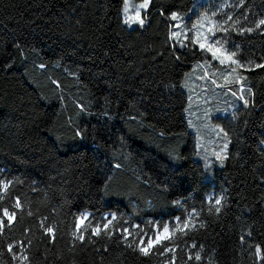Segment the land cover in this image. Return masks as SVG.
Instances as JSON below:
<instances>
[{"label":"trees","instance_id":"trees-1","mask_svg":"<svg viewBox=\"0 0 264 264\" xmlns=\"http://www.w3.org/2000/svg\"><path fill=\"white\" fill-rule=\"evenodd\" d=\"M196 3L150 0L143 25L129 26L124 0H0V181H11L0 186V264H264V0H237L225 24L223 43L249 67L246 84L228 86L234 113L217 118L230 145L211 179L182 83L193 64L218 61L171 38V13ZM210 193L223 197L218 213ZM193 209L187 234L148 256L135 247Z\"/></svg>","mask_w":264,"mask_h":264},{"label":"rangeland","instance_id":"rangeland-1","mask_svg":"<svg viewBox=\"0 0 264 264\" xmlns=\"http://www.w3.org/2000/svg\"><path fill=\"white\" fill-rule=\"evenodd\" d=\"M236 1L237 0H197L196 5L190 10V14L188 13L184 16L179 14V19L175 20V25L171 31V38L173 40L179 38L185 39L183 34L187 33V37L191 40L193 36H198L201 43L213 44L214 48L220 47V45L214 44V41L219 40L223 48L227 49L228 53L233 52V50L231 51L229 48L231 44L226 40H224L226 43L222 41L226 32L222 29L226 28V22L229 20V17L233 15ZM127 3L129 4V10L125 12L124 0L122 9L124 21H126L129 16H135L136 6L144 3V0H127ZM201 3H205V8H202L200 5ZM147 8L140 10L141 18L144 21L146 20L145 11ZM214 13L215 15H213ZM205 15H207L209 19L202 20V17ZM189 17L190 19L187 21ZM127 24L129 26H134L136 23ZM193 25H197V27L193 29ZM233 26L234 22L232 23V27ZM210 28L215 32V36H212L209 32ZM173 32L181 33V35L179 38H174L172 36ZM205 36L209 37L207 41L204 40ZM217 55L220 56V53H217ZM220 59H224V57L220 56L219 59H216L218 64L215 65H211L206 61L193 64L192 68L187 71L182 83L188 95L185 115L189 130L194 134L196 141V158L203 163L204 169L207 172V179H211L214 176L216 167L223 166L225 163V159L221 161L217 158L216 153L226 155L227 157L230 145V137L217 118H224L234 113L235 107L239 103L236 97L230 92L229 88L231 87L237 91L240 84H246L243 83L245 75L242 74L240 70L249 67L247 64L240 62L237 56H235L234 59L239 61V64L230 63L225 59V63H223L224 66H222ZM240 65H243V67ZM243 87L244 86L240 88V91ZM247 98L246 95V100ZM225 145H227L226 148ZM214 197V194L210 193L208 199H217ZM84 214H88V218L91 215L88 211L81 213L77 224L80 228L83 226L80 224V218ZM112 215L116 216L113 212L104 214L106 223L111 219ZM176 220L175 218V221ZM167 226L171 231L170 226ZM162 231L163 228L159 229L156 226L153 237L151 238L155 239L156 235Z\"/></svg>","mask_w":264,"mask_h":264},{"label":"snow or ice","instance_id":"snow-or-ice-1","mask_svg":"<svg viewBox=\"0 0 264 264\" xmlns=\"http://www.w3.org/2000/svg\"><path fill=\"white\" fill-rule=\"evenodd\" d=\"M150 0H144V3L136 6V13L135 16H129L127 18V20L125 21L126 23H139L140 25H143L144 20L141 18L140 15V10L141 9H146L149 5ZM129 10V4L127 3V0H125V7H124V11L128 12ZM215 15V13L213 14ZM171 19L172 20H178L179 19V14L176 12L171 13ZM209 19L207 17V15H205L204 17H202V20H207ZM229 20H231V17H229ZM264 25V19H260L258 24L256 25L257 28H259L260 26ZM197 27V25H193V29H195ZM223 31H227V29H222ZM247 31L251 32L253 31L252 28L247 29ZM209 32L211 33L212 36H215V32L213 31L212 28L209 29ZM181 35V33L178 32H173L172 36L174 38H179V36ZM185 39H187V33L183 34ZM209 39L208 36L204 37V40L207 41ZM192 42L193 43H198L199 47L201 49H206L207 51L212 53V58L213 59H219L220 56H223L224 59H220V63H225V59L228 60L230 63H235V64H239V61L235 60V56L237 55L236 52H231L228 53L227 49L223 48V45L221 44V42L219 40L214 41V44L220 45L219 48H214L213 44H207V43H201L200 39L198 36H193L192 38ZM182 43V42H181ZM217 53H220V56L217 55ZM241 67H243V65H240ZM257 67H264V65H256ZM245 104L248 103L247 100L244 101ZM222 131V130H221ZM226 135V133H225ZM227 147V145H225V148ZM216 156L218 159H220L221 161H223V159L226 158V155H221L220 153H216ZM117 167H119L117 165ZM11 184V181L8 182H3L0 181V186H2L3 191L7 192L9 185ZM3 197H0V199H2ZM222 201H223V197L221 198H217L215 199V202L213 204V208L215 209V211L218 213L221 211V208L219 207L220 205H222ZM179 203V202H177ZM16 207H21L19 200H17L16 202ZM212 209H209V211H211ZM199 215L198 212L195 211V209H193L192 212H190L188 214V217L183 221V224L181 225L180 223V218H177V222L176 224L173 226L172 230H169V227L167 225L163 226V231L158 233L155 237V239L149 238L147 243L144 242L143 239H141L139 241L138 244L135 245V247L138 249V251L143 254L144 256H148L151 255L152 252L160 245H162L164 243V241H171L174 240L176 238V234L177 232L181 233V234H187V231L194 229L197 225L194 223L195 218ZM15 216V213L13 212L12 214H9L7 209H4L3 211V217L7 218L8 224L10 225L13 218ZM88 219V214H84L81 218H80V224L83 225L85 221H87ZM117 219V217L115 215L111 216V219L108 220L107 223H105L103 225V227L97 225L95 228L92 229V233L99 236L101 235L102 232H107L109 226L113 223V221H115ZM5 225V220L3 218H0V227ZM78 227V231L81 232V234L79 236H77V233L74 232L73 235L77 236L78 239L83 240L84 239V235L82 234L83 231H86L87 229H80V226ZM200 227H203V224H200ZM46 232L50 233V234H54V230L52 228H47L45 229ZM125 232H127V229H125ZM129 235H131V233H128ZM126 239V238H125ZM129 247H133V244H129ZM195 247V246H193ZM13 245H9L8 246V250L12 251ZM175 251L174 248H169L166 245L161 249V254L163 255L164 252H172ZM256 253L257 255L261 254V249L259 246L256 247ZM27 257H24V259H26ZM189 259H195L197 261L201 260V256L199 255V253H197L194 257L189 256ZM262 259H264V257H262Z\"/></svg>","mask_w":264,"mask_h":264},{"label":"built area","instance_id":"built-area-1","mask_svg":"<svg viewBox=\"0 0 264 264\" xmlns=\"http://www.w3.org/2000/svg\"><path fill=\"white\" fill-rule=\"evenodd\" d=\"M240 99H243V97L240 95V97H239Z\"/></svg>","mask_w":264,"mask_h":264}]
</instances>
